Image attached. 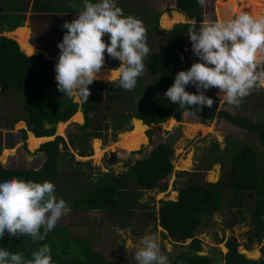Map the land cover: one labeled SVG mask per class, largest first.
<instances>
[{"label": "trees", "instance_id": "trees-1", "mask_svg": "<svg viewBox=\"0 0 264 264\" xmlns=\"http://www.w3.org/2000/svg\"><path fill=\"white\" fill-rule=\"evenodd\" d=\"M0 0V33L12 31L22 26L24 12L30 0H24L25 6L19 0H13L3 8ZM94 2V1H93ZM83 0H32L30 12L34 17L51 22L46 28L38 27L32 45L42 40L44 49L51 57L58 55L57 43L61 40L66 29L55 23L61 18L68 21L70 15L82 10ZM175 10L183 14L191 23L193 20L202 21V4L198 0H175ZM124 15L127 13L124 12ZM134 17L145 28L146 43L150 49L145 57L146 71L153 85L146 86L144 80L137 79L132 90H124L115 83L108 85L93 81L88 85L87 101L74 102L57 90V82L52 75V60L45 61L42 53L25 55L12 39L0 36V101L18 96L21 108L8 115L9 126L22 121L25 129L20 130L22 147L25 148L26 132L34 137L54 136L55 125L67 122L77 110L82 108L83 124L80 125L87 138H102L107 125L103 123L102 112H106L113 122V139L116 132L127 131L129 126L124 121L130 118L141 121L143 125H157L173 117L180 121L184 113L178 105L164 98V91L172 84L174 75L184 70L180 64V56L187 29L191 23L175 24L164 32L158 26L159 12L134 13ZM37 29V30H38ZM150 35H163L161 49L153 50L149 45ZM102 39L107 41V36ZM38 47V46H37ZM105 64L116 68L119 61L105 54ZM264 68V62L257 65ZM108 68V69H110ZM112 70V69H111ZM159 92V96L155 92ZM186 91H189L186 87ZM190 92V91H189ZM264 109V99L262 101ZM217 104L204 106L197 112H189L196 116L198 123L206 126L215 117L224 119L229 124L240 128L254 137V143L240 142L229 144L225 153H210L205 157V169L213 164H219L224 170L222 178L216 182L199 180L197 174L178 171V178L186 177L183 185L174 187L177 191L176 200H160L157 212L159 226L166 235L175 241L185 242L187 252L173 257L169 264H210L206 255H201V241L195 237L196 230L203 220L224 209L243 207L249 200L252 202L251 223L252 231L248 242L261 244L258 259H248L236 250L237 244L233 239L225 242L227 252L223 255L224 264H264V122H255L251 118L238 113L224 110L216 112ZM125 110L127 112H125ZM91 129V132L85 130ZM155 128L145 133L150 139ZM65 144L60 136L42 143L35 152L43 154L41 167L33 169H6L0 164V178L14 176L25 181L43 182L55 177L56 163L60 156L58 145ZM216 149V145L214 146ZM258 149L263 157L258 155ZM1 151V148H0ZM70 159L73 156L66 153ZM80 156L90 155V152L79 153ZM173 148L160 142L152 147L150 152L127 167L122 173L102 172L94 181V187L86 193L74 198L71 207L74 209H95L109 213H126L133 208L142 206L138 201L145 191L164 192L167 189V178L173 172ZM78 165L87 162H76ZM48 244L55 264H111L104 256L93 248L92 242L71 235L70 229L57 226L50 231L45 240L33 241L28 236H9L5 232L0 237V247L9 251L19 252L24 258L30 259L31 252L40 244Z\"/></svg>", "mask_w": 264, "mask_h": 264}, {"label": "rangeland", "instance_id": "rangeland-1", "mask_svg": "<svg viewBox=\"0 0 264 264\" xmlns=\"http://www.w3.org/2000/svg\"><path fill=\"white\" fill-rule=\"evenodd\" d=\"M13 0L1 1V6L4 8L6 4L11 3ZM20 4L24 7L25 1L19 0ZM31 1L27 4V9L24 12L25 19L22 22V27L27 31L26 44L30 47L34 46L33 53L27 55H36L42 53L45 61L52 60V66L55 62L56 56L51 57L49 51L44 49L43 41H37L38 44L32 45L35 33H38V27L46 28L51 25L45 19L34 17L30 12ZM94 1V0H93ZM230 0H203V19L202 20H216V15L213 6L217 3H225ZM236 9L232 13V18L238 15L241 11L248 13L252 17L264 16V0H234ZM117 6L122 9V12L127 15L134 13L146 12H159L158 26L162 30H170L175 24L178 23H191L183 14L174 10V0H116ZM212 5V8H211ZM1 12L0 14H2ZM180 14L181 20L174 21L167 26H164L163 17L168 14ZM164 14V15H163ZM68 19L71 22L75 18L74 14L70 15ZM66 18L55 22L59 25L64 23ZM143 22H145L142 19ZM19 29V28H17ZM38 29V30H37ZM15 30L8 32H1L0 36L12 39L19 47L17 34ZM163 35H150L149 45L153 50L161 49L163 46ZM20 49V47H19ZM20 51H22L20 49ZM23 52V51H22ZM24 53V52H23ZM25 54V53H24ZM26 55V54H25ZM196 57L191 51L190 42L187 39L182 48L180 56V64L185 70L196 61ZM257 65L264 62V51L258 50L255 54ZM144 71L137 77L143 79L146 86L153 85V79L147 74L146 60L144 59ZM51 66V68H52ZM102 68H110L104 64ZM115 69V68H110ZM53 75V69H52ZM138 79V82H139ZM53 80V79H52ZM117 75L108 81H101L95 79L102 84L108 85L117 81ZM190 92H195L194 87H187ZM159 96V92H155ZM205 95L212 98L213 103L217 104L216 112L220 110L229 113H238L243 116L251 118L255 122H264V109L262 101L264 99V82H260L259 86H254L249 94L240 99L239 104H228L222 97L218 96V89L210 87ZM21 100L18 96L8 98V101H0V123L6 129H13L17 132L18 137L17 146L22 147L20 139V130L25 129V124L15 123L12 127L9 126L8 115L11 112L21 108ZM73 101L80 103L78 97H73ZM80 115V121L70 119L65 122L62 129L55 125L54 136H60L63 139L65 148L62 143L58 145L61 153L60 160H58L59 176L57 181L53 182L55 185L54 194L58 198H63L67 202L68 210L59 218L54 227L64 226L68 227L72 236L79 239H84L92 242L93 248L100 252L106 261L111 264H137L134 259V253L139 246L140 238L146 234H155L157 242L160 244L161 251L168 257L169 262L174 256L180 253H186L187 245L190 240L185 242L175 241L166 235L165 230L159 226L157 212L160 208V200H176L177 191L174 187L183 185L186 177L178 178L176 172L186 171L189 173L197 174L199 180L206 182H216L224 175V170L219 164H213L210 169H205V157L210 153H225L229 151L227 146L229 144L249 142L254 143V137L246 133L240 128L233 126L226 122L224 119L215 117L212 122L204 126L197 122L196 116L187 112L182 113L180 121H176L173 117L174 123L165 126L164 124L150 125L143 130V138L138 143L125 145L121 141V136L133 129V120L130 118L124 121V125L129 126V130L116 132L115 140L113 139V122L106 112H102L103 123L107 125L104 129L102 138H87L84 131H81L80 125L83 124L84 114L82 108L77 110ZM125 112H127L125 110ZM22 122V121H21ZM164 123V122H163ZM80 126V127H79ZM155 128L154 133L149 139L146 135L148 129ZM91 132L92 130H85ZM31 133L26 132L25 148L22 147V152L18 156L19 167L22 169H35L42 164V154L35 152L42 143L53 140L54 136H50L49 140L43 141L33 150L28 147V135ZM33 135V134H32ZM6 143L13 144L14 134H6ZM94 140H98L94 142ZM160 142L167 143L173 148V172L167 178V189L164 192L145 191L139 199V204H144L145 207L139 206L133 208L131 211L127 210L126 213H109L102 210H75L71 207L72 199L78 197L79 191L83 189H92L94 181L101 175L102 172H112L113 174L122 173L126 171L127 167L138 159L147 155L152 147ZM135 144V145H134ZM134 145V148L132 147ZM216 145V149L214 146ZM95 146L98 151L95 154ZM136 146V147H135ZM12 149L15 153V148ZM133 149V150H132ZM90 152V155L80 156L79 153ZM66 153L73 156L70 160ZM111 153V156L110 154ZM40 157H39V156ZM258 155L263 157V153L258 149ZM188 165H182L185 161ZM87 162L83 166H79L76 162ZM184 166V167H183ZM69 176L76 182L73 186V191L64 192L65 189L60 190L62 179ZM51 182V181H50ZM252 202L249 200L243 207L231 209H224L214 213L212 216L203 220L202 224L196 230L195 237L201 241L202 251L201 255H206L210 259V264H224L223 255L227 252L225 242L228 239H234L237 247L236 250L243 254L248 259H258L260 256L261 244L253 241L248 242V236L252 231L251 223ZM264 242V239H263Z\"/></svg>", "mask_w": 264, "mask_h": 264}, {"label": "clouds", "instance_id": "clouds-1", "mask_svg": "<svg viewBox=\"0 0 264 264\" xmlns=\"http://www.w3.org/2000/svg\"><path fill=\"white\" fill-rule=\"evenodd\" d=\"M203 3V0H198ZM66 29L56 47L54 64L57 90L69 97L87 101L88 85L97 78L105 64V54L119 61L110 70L118 85L132 90L144 71V59L150 49L145 28L138 18L124 15L116 0H83V8L74 19L64 21ZM107 36V41L102 39ZM191 51L197 58L185 70L178 71L163 96L185 113L211 107L205 95L210 87L218 89L219 98L239 104L260 82L264 68H259L255 54L264 51V16L252 17L241 11L227 20H193L187 29ZM194 87L195 92L186 91ZM50 181L36 182L14 176L0 178V237L28 236L34 242L45 240L59 218L68 210L67 202L54 194ZM137 264H169L155 234L140 238L134 253ZM0 264H55L48 244H40L26 259L19 252L0 247Z\"/></svg>", "mask_w": 264, "mask_h": 264}, {"label": "bare ground", "instance_id": "bare-ground-1", "mask_svg": "<svg viewBox=\"0 0 264 264\" xmlns=\"http://www.w3.org/2000/svg\"><path fill=\"white\" fill-rule=\"evenodd\" d=\"M230 3H231L230 12L234 13V10L236 9L235 1L234 0H230ZM181 17L182 16L180 14H171V13H168V14H166L163 17V21L162 22L164 23V26H167V25H169L170 23H172L174 21H180L181 20ZM15 33L18 35L16 40L18 41V44H19L20 49L26 55H29V54L33 53L34 48H32V47H30L29 45L26 44V36H27L26 29H24V28L16 29L15 30ZM57 56H56V59H57ZM56 59H55L54 64L56 63ZM54 64L52 66V69H53V80L55 81V79H54V76H55ZM107 69L108 68H101L100 72L97 73V78L96 79L101 80V81H108V80L113 79L114 77H116L115 74H113L112 72H110ZM71 119H75V120L80 121V119H81L80 113L77 111L71 117ZM173 123H174L173 119L172 118H169L167 121H165L162 124H164L165 126H167V125H171ZM18 124L21 125L22 123L19 122ZM64 125H65V122L64 123H58V128L62 129V127ZM145 127H147V126L146 125H143L139 120L134 119L133 120V129H132V131L127 132V133H125V134H123L121 136L122 143L125 144V145H131V144H133L135 142L138 143L139 140L144 139L142 133H143V130H144ZM50 138L51 137H40V138H36L32 134H29L28 135V139H27L28 147H29L30 150H33L36 146H38V144H40L43 141L49 140ZM96 141H98V140H94V142H96ZM134 145H132L133 148H134ZM94 149H96L95 150V154H96L97 151H98V149H97L96 146H95ZM9 154H11V153H9ZM182 165L187 166L188 165V161L186 160L184 162V164H182Z\"/></svg>", "mask_w": 264, "mask_h": 264}, {"label": "crops", "instance_id": "crops-1", "mask_svg": "<svg viewBox=\"0 0 264 264\" xmlns=\"http://www.w3.org/2000/svg\"><path fill=\"white\" fill-rule=\"evenodd\" d=\"M20 27H22V26H20ZM20 27H17V28H20ZM17 28H15V29H17ZM2 32H8V31H2ZM32 48H36V47L33 46ZM107 70L110 71V69H107ZM19 122L20 123H23L21 121H19ZM9 133L10 134H14L13 144H7L6 143V139H7L6 134H9ZM16 133L17 132H14L13 129H11V130L10 129H6V127L3 126L2 123H0V148H1V151H0V164L2 165L3 168H6V169H22L21 167H19L20 163L18 162V159L17 158L20 155V152H22L23 150H22V147H20V146H17L16 147V144H18V137L16 136L17 135ZM27 133H30V132H27ZM14 147H16L15 148V153L14 154H9V153H12L13 152L12 149H14ZM60 155H61V153H60ZM59 158H60V156L58 157V160H60ZM68 158L70 159L69 156H68ZM42 159H44V156H42ZM58 160H57V163H56V170H55L56 171V174H55V177L52 178V179H50V180H47V181H51L52 183L55 182V181H57V178L59 176V170H60V168L58 170ZM79 166H83V165H79ZM40 167H41V165H39L37 168H35L33 170H37ZM68 177L69 176H65L62 179V182H60L61 183L60 190L63 191V189H65L66 191H64V192H70L71 190L73 191V186L76 183V182H73L72 179H68ZM87 190L89 191L90 189L80 190L79 191V194H78V197L81 194L86 193ZM75 198H77V197H75ZM75 210H95V209H75Z\"/></svg>", "mask_w": 264, "mask_h": 264}, {"label": "water", "instance_id": "water-1", "mask_svg": "<svg viewBox=\"0 0 264 264\" xmlns=\"http://www.w3.org/2000/svg\"><path fill=\"white\" fill-rule=\"evenodd\" d=\"M230 8H231L230 1H227L225 3H217V4H215L214 5V12H215V15H216V20H227L229 18H232V12H230ZM109 154L111 156V153H109Z\"/></svg>", "mask_w": 264, "mask_h": 264}, {"label": "flooded vegetation", "instance_id": "flooded-vegetation-1", "mask_svg": "<svg viewBox=\"0 0 264 264\" xmlns=\"http://www.w3.org/2000/svg\"><path fill=\"white\" fill-rule=\"evenodd\" d=\"M174 4H175V0H174ZM202 4V3H201ZM211 8H212V5H211ZM174 10H175V7H174ZM213 10H214V6H213ZM176 11V10H175ZM179 13V12H178ZM202 14H203V9H202ZM203 19V18H202ZM187 39V38H186ZM185 39V40H186ZM184 43H185V41H184ZM184 45V44H183Z\"/></svg>", "mask_w": 264, "mask_h": 264}]
</instances>
